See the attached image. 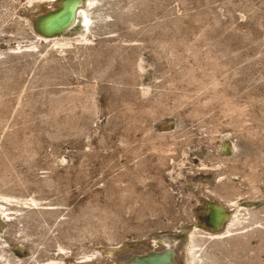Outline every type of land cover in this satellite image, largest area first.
<instances>
[{"label": "rangeland", "instance_id": "obj_1", "mask_svg": "<svg viewBox=\"0 0 264 264\" xmlns=\"http://www.w3.org/2000/svg\"><path fill=\"white\" fill-rule=\"evenodd\" d=\"M90 1L44 35L0 0V264H187L191 223L196 264H264V0ZM226 189L214 237L196 213Z\"/></svg>", "mask_w": 264, "mask_h": 264}, {"label": "bare ground", "instance_id": "obj_2", "mask_svg": "<svg viewBox=\"0 0 264 264\" xmlns=\"http://www.w3.org/2000/svg\"><path fill=\"white\" fill-rule=\"evenodd\" d=\"M57 2L60 3L61 0H23V2H22L23 10L25 11V14L27 16L26 21L28 22V24L30 26H32V22H35V20H37V18H38L39 15L40 16L42 15V17L44 16V19L43 20H46L49 16H47V14H45V12H47L49 10H55L56 8H58L61 4L58 5V7H57V6H55L57 4ZM91 4H92V1H90V4L89 5H87L85 2H81V4H79L77 7L75 6L76 7L75 8V14H76V12L77 13H81L87 19V16L89 14V7H90ZM69 12H70L69 9H65L64 8L62 10V12H60L58 14V16L54 17V19L51 18V17H49L50 18V20L48 21L49 26H52V24L54 22L59 21V19L61 17H63L64 15H66L64 17H67V14ZM84 16H83V18H84ZM83 18H82V20H84ZM82 32L83 31H81V33H80L81 35H82ZM39 34H41V33H39ZM85 39H86V37H85ZM140 67H141V65H140ZM168 124H169V122L163 124V126H165V127L167 126L168 127ZM225 139L223 140L224 142H225ZM228 140H230V139H228ZM224 142H222L221 144H219L218 150L219 151H223V152H225V151L229 152V149L228 148L230 147L231 144L230 145H227L226 142H225V144H224ZM233 147L234 146L232 144V148ZM219 158L222 159V157H219ZM227 189L224 190L225 192H217L218 195H220L221 197H224L226 199L225 203L222 204V207L219 205L221 209L220 208L218 209L217 207H215V204L216 203H214V206H210L207 203L208 206L202 207V209L198 210V212L196 213V215L199 216L200 219H201V216L200 215H206V214L209 213L210 219L213 222V224H215L216 226H218L216 229H214L215 227H213L211 229V226H210V228H208L209 230H212V231L214 230L213 231L214 237H218V233L222 232L220 230H224L222 233H230V231L233 230L230 227L231 226L238 225L241 222V219H242V218H240V216L238 214V211L239 210L238 209H233L234 206L237 205L238 201L237 202H234L235 199L232 198L233 193L231 192V189H229V190H227ZM12 198H14V197L8 198L5 194H1L0 193V200H8V201H10ZM206 198H208V197L204 196V199L206 201L211 199V198L210 199H206ZM33 203L36 204V202L34 200H33ZM216 205H218V204H216ZM226 208H231V210L228 211V210H226ZM5 210H8V209H4V207H2L1 206V203H0V212L1 213L2 212L4 213ZM224 214H225V216H224ZM6 215L8 217L10 216V214H6ZM222 219L225 220V221L222 222ZM192 224L193 223H191V225ZM191 225L189 227H186V229H185L187 231L188 237L190 238V241H189L188 244L185 245V247H184L185 248L184 253H183V251H181V252L183 254H185V257L187 259V264H196L197 261L200 258L199 253H200V246L201 245L195 239V237H196V235L198 233H201V231L199 230V228L201 226L198 227L196 225H194V226H191ZM171 245H173V244L172 243L170 244V247L168 248L169 251H167V252L164 249H163V251H161V249L159 248L161 252L159 251L158 254H157L158 259L157 258L156 259H152L149 262V264H171V262L169 260L170 259L169 257H171V260L173 261L175 259V258L173 259V254L176 253L177 249L180 251V248H178V247L175 248L174 246H171ZM147 246H149V245L147 244ZM142 247H143V245H136L134 250H132L130 248H125L124 247V251H121V252H120V250H121V248H120L118 251H110L109 250L110 252L109 251H107V252L105 251V253L104 252L102 253L100 250H96L95 249V250H93L89 254V256L87 258H85L84 260H79V264H141L139 258L140 257H143V256H145L147 254L148 255L150 254V253H147V254L145 253L144 254L145 251L144 252L142 251L143 250ZM141 252H143V254H141ZM130 253L135 254V257H137V259L135 258L136 260H134V261H128L130 258L127 259L126 257ZM177 253H178V251H177ZM98 256H101V258L98 259ZM150 258H148V259H150ZM59 264H69V262L68 263L59 262Z\"/></svg>", "mask_w": 264, "mask_h": 264}, {"label": "water", "instance_id": "obj_3", "mask_svg": "<svg viewBox=\"0 0 264 264\" xmlns=\"http://www.w3.org/2000/svg\"><path fill=\"white\" fill-rule=\"evenodd\" d=\"M81 2H82V0H61V2H60L61 5L58 8H56L55 10H49L45 14H47V16H49V17H51V18L54 19V17L58 16V14L60 12H62V10L65 8V9H69L70 10V12L67 14V17H64V16H66V15H64L63 17H61L59 19V21H56V22H54L52 24V26H49L48 21L50 20V18L48 17L46 20H43L44 19V16L42 17V15L41 16L39 15L38 18H37V20L35 21V27H36V29L40 33H42L44 35H53V34L60 33L61 31L64 30V28L73 19V17L75 16V8L79 4H81ZM209 221H210V224L212 225V227H215V228L218 227L215 224H213V222L211 221L210 217H209ZM167 251H169V250H166V252ZM155 252H158V250L150 251V254L149 255L146 253L147 255H145L143 257H140L139 258L140 259V263L141 264H143V263L144 264H149V262L152 259H156V258L158 259V256H157L158 253H155ZM148 258H150V259H148ZM169 258H170L169 260H170L171 264H176L175 259L172 261L171 260V257H169Z\"/></svg>", "mask_w": 264, "mask_h": 264}]
</instances>
